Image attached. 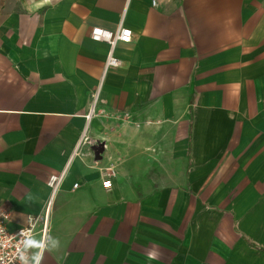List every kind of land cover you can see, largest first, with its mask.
<instances>
[{
    "label": "crops",
    "instance_id": "obj_1",
    "mask_svg": "<svg viewBox=\"0 0 264 264\" xmlns=\"http://www.w3.org/2000/svg\"><path fill=\"white\" fill-rule=\"evenodd\" d=\"M151 1L0 0V206L47 220L31 264H264V0ZM121 25L105 72L91 33Z\"/></svg>",
    "mask_w": 264,
    "mask_h": 264
},
{
    "label": "built area",
    "instance_id": "obj_2",
    "mask_svg": "<svg viewBox=\"0 0 264 264\" xmlns=\"http://www.w3.org/2000/svg\"><path fill=\"white\" fill-rule=\"evenodd\" d=\"M153 7H157L159 0L151 1ZM91 38L97 42H106L110 46V51L105 63V72L111 68L123 66V61L118 59L114 52L118 43H130L132 40V31L121 25L117 30H106L95 28L91 33ZM61 176H55L50 179L49 185L56 190L63 180ZM106 190L113 188L111 180L103 182ZM13 216V212L3 206H0V264H31L30 254L26 241L31 242L37 233L42 234L41 254L44 249L45 236L47 232V220L44 221L42 230L38 231L40 217L30 216L28 225L16 232H11L8 224ZM39 261V260H38ZM35 264V263H34Z\"/></svg>",
    "mask_w": 264,
    "mask_h": 264
},
{
    "label": "clouds",
    "instance_id": "obj_3",
    "mask_svg": "<svg viewBox=\"0 0 264 264\" xmlns=\"http://www.w3.org/2000/svg\"><path fill=\"white\" fill-rule=\"evenodd\" d=\"M28 244H30V242L26 241V245H28ZM49 246L50 247H58L59 246V241L56 240V239H51L49 241ZM34 261H35V264H39L38 259H36L35 257H34Z\"/></svg>",
    "mask_w": 264,
    "mask_h": 264
},
{
    "label": "trees",
    "instance_id": "obj_4",
    "mask_svg": "<svg viewBox=\"0 0 264 264\" xmlns=\"http://www.w3.org/2000/svg\"><path fill=\"white\" fill-rule=\"evenodd\" d=\"M261 250H264V248H260Z\"/></svg>",
    "mask_w": 264,
    "mask_h": 264
}]
</instances>
